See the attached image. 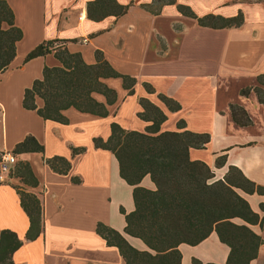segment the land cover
<instances>
[{
    "label": "crops",
    "instance_id": "obj_1",
    "mask_svg": "<svg viewBox=\"0 0 264 264\" xmlns=\"http://www.w3.org/2000/svg\"><path fill=\"white\" fill-rule=\"evenodd\" d=\"M4 1L14 12L23 38L16 44L9 68L0 72V153L14 151L30 136L44 147L43 154L15 155L12 174L0 184V232L10 230L23 241L13 256L15 264H127L119 249L97 233L99 223L121 233L135 249L149 251L142 240L125 233L121 209L134 211L133 187L121 178L113 153L96 149L93 142L107 140L113 122L126 130L146 131L150 123L138 118L141 99L167 115L162 132H180L178 125L184 122V129L210 135L206 149H192L190 156L206 163L215 180L224 179L234 167L264 188V103L254 91L256 87L264 91V84L258 81L264 77V0H176L198 18H233L242 13L243 25L230 29L203 27L183 15L178 5L160 6L154 0H115L120 6L131 5L128 12L100 21L88 16V4L95 0ZM85 39L87 44H83ZM52 40L66 41L68 50L80 53L89 65L96 64V54L101 52L115 71L137 80L134 95H128L120 79H107L105 83L118 94L109 116L100 118L71 108L63 112L68 124L44 120L37 111L25 109V91L43 78L46 66H60L53 54L30 61L26 58L37 46ZM244 91L248 94H242ZM160 95L174 100L181 109L170 111ZM94 96L105 101L102 95ZM36 104L44 106L41 99ZM232 106L245 111L251 124L236 123ZM81 148L84 152L74 155L73 150ZM54 157L71 162L67 175L45 164L44 158ZM220 158H226L222 167L217 166ZM20 162L31 166L37 187L24 185L16 177ZM141 185L155 189L149 176ZM15 187L36 195L42 203L43 232L37 240L26 239L30 222ZM239 194L264 217V195ZM251 229L264 241L258 225ZM179 251L182 264H194V260L227 264L230 254L215 232L196 246L181 244ZM251 264H264V242Z\"/></svg>",
    "mask_w": 264,
    "mask_h": 264
},
{
    "label": "trees",
    "instance_id": "obj_2",
    "mask_svg": "<svg viewBox=\"0 0 264 264\" xmlns=\"http://www.w3.org/2000/svg\"><path fill=\"white\" fill-rule=\"evenodd\" d=\"M157 5H175L176 0H154ZM115 7L116 10L112 8ZM131 5L120 6L115 0H95L88 4L90 19L100 21L109 15H125ZM149 8V7H147ZM185 16L197 19L203 27L230 29L244 23L242 13L233 18L207 15L197 18L188 8L178 5ZM23 32L15 24V15L8 3L0 0V72H5L16 56V44L22 40ZM53 54L60 62L58 67L46 66L43 78L36 80L32 88L24 94L23 107L37 111L44 120L68 124L63 114L71 108L84 113L107 118L109 107L116 104L117 92L105 80L120 79L128 95H134L137 80L119 74L106 61L101 52L96 54V64H87L80 53H71L66 41H46L37 46L26 61ZM264 84V77H259ZM150 93L154 91L149 88ZM259 102L264 103V91L256 87ZM102 95L99 102L94 95ZM246 95L248 92H242ZM167 108L176 112L181 106L163 95L159 96ZM44 102L38 108L36 100ZM142 111L138 118L150 123L146 131L123 129L118 123L110 125L111 135L107 140L94 139V147L110 151L119 164L121 178L133 187L135 209L125 215V233L143 241L149 251H139L131 246L118 231L99 223L97 233L109 246L117 247L127 264H182L181 244L196 246L216 233L220 241L230 248L227 264H251L259 254L263 239L251 226H259L264 231V217L254 212L249 202L239 191L248 195H264V188L248 180L238 169L231 167L222 180H215L211 168L202 161H193L192 149H206L210 142L209 134L188 131L181 122L180 132H162L161 126L167 115L155 104L146 99L140 100ZM242 112V113H239ZM234 121L240 125L251 124L245 111L232 106ZM245 116L244 120L240 116ZM84 148L74 149V155L84 152ZM14 155L24 153H44V147L30 136L18 144ZM44 162L54 172L67 175L71 162L62 157L45 159ZM226 158L217 160L222 167ZM16 177L22 184L37 187L39 182L31 166L20 162ZM149 176L154 190L144 188L141 183ZM80 183L79 179H73ZM20 196L21 207L29 218L30 227L26 239L37 240L43 232V207L34 194L15 187ZM261 210L264 212V205ZM240 220L243 224H237ZM23 246V241L10 230L0 232V264H15L14 254ZM194 264H202L194 260Z\"/></svg>",
    "mask_w": 264,
    "mask_h": 264
},
{
    "label": "built area",
    "instance_id": "obj_3",
    "mask_svg": "<svg viewBox=\"0 0 264 264\" xmlns=\"http://www.w3.org/2000/svg\"><path fill=\"white\" fill-rule=\"evenodd\" d=\"M88 40H84L87 44ZM17 164V158L12 151H4L0 154V184L6 183Z\"/></svg>",
    "mask_w": 264,
    "mask_h": 264
},
{
    "label": "rangeland",
    "instance_id": "obj_4",
    "mask_svg": "<svg viewBox=\"0 0 264 264\" xmlns=\"http://www.w3.org/2000/svg\"><path fill=\"white\" fill-rule=\"evenodd\" d=\"M256 1H257V0H254V1H253V0H234V3H236V2H237V3H239V2H247V3H250V2H251V3H252V2H256ZM259 2H260V1H259ZM176 5H178L177 2H176ZM194 14H195V13H194ZM195 16H196V15H195ZM196 17H197V16H196ZM197 18H198V17H197ZM193 19H194V18H193ZM196 20H197V19H196ZM83 44H84V42H83ZM8 151H9V150H8ZM12 152H13V151H12ZM13 153H14V152H13ZM0 154H1V153H0Z\"/></svg>",
    "mask_w": 264,
    "mask_h": 264
}]
</instances>
